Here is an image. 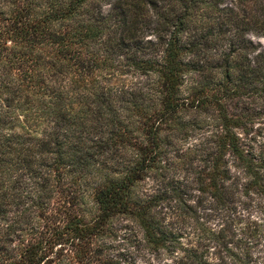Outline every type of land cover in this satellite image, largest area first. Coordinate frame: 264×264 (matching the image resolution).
<instances>
[{
  "label": "trees",
  "instance_id": "obj_1",
  "mask_svg": "<svg viewBox=\"0 0 264 264\" xmlns=\"http://www.w3.org/2000/svg\"><path fill=\"white\" fill-rule=\"evenodd\" d=\"M248 32L264 0H0V264H104L92 240L115 214L182 264H264L263 234L253 254L219 228L210 257L176 224L189 188L264 207Z\"/></svg>",
  "mask_w": 264,
  "mask_h": 264
},
{
  "label": "rangeland",
  "instance_id": "obj_2",
  "mask_svg": "<svg viewBox=\"0 0 264 264\" xmlns=\"http://www.w3.org/2000/svg\"><path fill=\"white\" fill-rule=\"evenodd\" d=\"M248 36L258 42L260 48H264V35L248 32ZM133 78L134 75L128 74L123 80ZM252 119L248 135L255 148L264 155V116L256 114ZM192 140L193 136L187 135L182 143L186 145ZM182 173L190 175L186 170ZM187 191L190 207L181 212V219L176 223L182 232L183 242L205 243L204 247L208 246L207 255L213 257V243L216 239L212 232L222 228L226 233L225 240L239 243L251 238L252 247H255L252 253H257L263 240L261 235H264V207L257 193L238 191L232 203L222 206L195 189L189 188ZM250 231H254L252 236ZM92 243L104 264H182L178 261V256L182 253L179 248L176 250L177 254L169 253L164 248H148L143 244L141 231L134 220L122 214L112 215L93 236Z\"/></svg>",
  "mask_w": 264,
  "mask_h": 264
}]
</instances>
